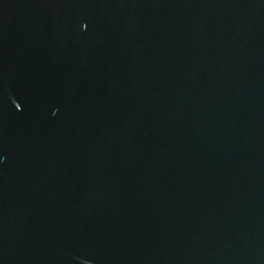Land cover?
<instances>
[{"label": "water", "instance_id": "water-1", "mask_svg": "<svg viewBox=\"0 0 264 264\" xmlns=\"http://www.w3.org/2000/svg\"><path fill=\"white\" fill-rule=\"evenodd\" d=\"M0 264H264V0H0Z\"/></svg>", "mask_w": 264, "mask_h": 264}]
</instances>
